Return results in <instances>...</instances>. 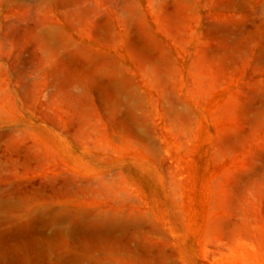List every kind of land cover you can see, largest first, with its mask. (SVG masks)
Wrapping results in <instances>:
<instances>
[{
	"label": "rangeland",
	"instance_id": "374dc122",
	"mask_svg": "<svg viewBox=\"0 0 264 264\" xmlns=\"http://www.w3.org/2000/svg\"><path fill=\"white\" fill-rule=\"evenodd\" d=\"M0 264H264V0H0Z\"/></svg>",
	"mask_w": 264,
	"mask_h": 264
}]
</instances>
